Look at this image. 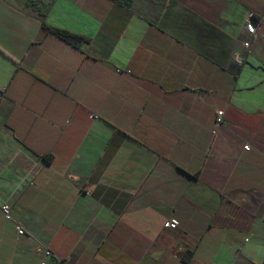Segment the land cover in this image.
I'll return each instance as SVG.
<instances>
[{
    "label": "crops",
    "instance_id": "obj_1",
    "mask_svg": "<svg viewBox=\"0 0 264 264\" xmlns=\"http://www.w3.org/2000/svg\"><path fill=\"white\" fill-rule=\"evenodd\" d=\"M44 1L0 0V264H263L264 0Z\"/></svg>",
    "mask_w": 264,
    "mask_h": 264
},
{
    "label": "built area",
    "instance_id": "obj_2",
    "mask_svg": "<svg viewBox=\"0 0 264 264\" xmlns=\"http://www.w3.org/2000/svg\"><path fill=\"white\" fill-rule=\"evenodd\" d=\"M264 27V8L259 15H254L252 18L246 20L245 30L250 35L258 34ZM244 45L247 47L250 45V41H245ZM224 121V110H219L216 114V123L222 124ZM247 150L251 149V145L245 146ZM0 211L3 213L6 219H12V206L4 201L0 197ZM166 227L170 230H176L179 226V220L177 218H171L166 222ZM17 231L19 235H24L25 230L21 225H17ZM42 259L40 264H70L68 258L58 256L51 248L44 247L41 250Z\"/></svg>",
    "mask_w": 264,
    "mask_h": 264
},
{
    "label": "trees",
    "instance_id": "obj_3",
    "mask_svg": "<svg viewBox=\"0 0 264 264\" xmlns=\"http://www.w3.org/2000/svg\"><path fill=\"white\" fill-rule=\"evenodd\" d=\"M121 3H124L126 5L130 4V0H119ZM30 2H32V4H34L39 12L43 15L46 16L52 3H48V2H39V0H30ZM43 27L47 30V31H51L59 36H62L64 38H69V37H74L76 39L82 38L81 36L77 35V34H71L70 32L66 31V30H61L59 28L56 27H52L46 24L45 20L43 21ZM264 264V262H263Z\"/></svg>",
    "mask_w": 264,
    "mask_h": 264
},
{
    "label": "water",
    "instance_id": "obj_4",
    "mask_svg": "<svg viewBox=\"0 0 264 264\" xmlns=\"http://www.w3.org/2000/svg\"><path fill=\"white\" fill-rule=\"evenodd\" d=\"M240 60L242 59V58H239Z\"/></svg>",
    "mask_w": 264,
    "mask_h": 264
}]
</instances>
